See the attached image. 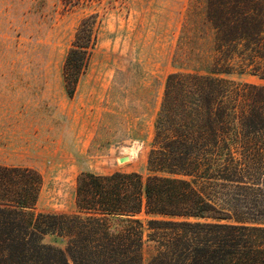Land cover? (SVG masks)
Segmentation results:
<instances>
[{
	"label": "trees",
	"instance_id": "16d2710c",
	"mask_svg": "<svg viewBox=\"0 0 264 264\" xmlns=\"http://www.w3.org/2000/svg\"><path fill=\"white\" fill-rule=\"evenodd\" d=\"M205 16L211 63L166 76L146 174L82 171L53 211L37 169L0 164V264H264V0H208ZM99 21L82 16L64 55L70 97Z\"/></svg>",
	"mask_w": 264,
	"mask_h": 264
},
{
	"label": "rangeland",
	"instance_id": "374dc122",
	"mask_svg": "<svg viewBox=\"0 0 264 264\" xmlns=\"http://www.w3.org/2000/svg\"><path fill=\"white\" fill-rule=\"evenodd\" d=\"M207 3L0 0V164L39 171L38 209L71 210L82 171L147 173L166 76L211 63ZM91 12L100 19L97 39L70 97L61 66L79 19Z\"/></svg>",
	"mask_w": 264,
	"mask_h": 264
},
{
	"label": "water",
	"instance_id": "95a60500",
	"mask_svg": "<svg viewBox=\"0 0 264 264\" xmlns=\"http://www.w3.org/2000/svg\"><path fill=\"white\" fill-rule=\"evenodd\" d=\"M126 159H127L126 156H123V157L120 158V160H126Z\"/></svg>",
	"mask_w": 264,
	"mask_h": 264
},
{
	"label": "bare ground",
	"instance_id": "6f19581e",
	"mask_svg": "<svg viewBox=\"0 0 264 264\" xmlns=\"http://www.w3.org/2000/svg\"><path fill=\"white\" fill-rule=\"evenodd\" d=\"M126 157H127V159H128V158H129V159L131 158L128 154H126Z\"/></svg>",
	"mask_w": 264,
	"mask_h": 264
}]
</instances>
